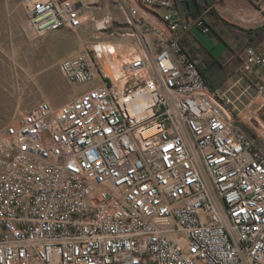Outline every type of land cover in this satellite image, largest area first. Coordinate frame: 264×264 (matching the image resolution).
<instances>
[{
	"label": "built area",
	"instance_id": "2783aa9c",
	"mask_svg": "<svg viewBox=\"0 0 264 264\" xmlns=\"http://www.w3.org/2000/svg\"><path fill=\"white\" fill-rule=\"evenodd\" d=\"M132 1L135 51L86 46L59 65L85 93L0 128V264H264V143L241 119L264 113V42L212 89L181 43L205 14ZM23 6L33 39L84 24L82 0Z\"/></svg>",
	"mask_w": 264,
	"mask_h": 264
},
{
	"label": "rangeland",
	"instance_id": "374dc122",
	"mask_svg": "<svg viewBox=\"0 0 264 264\" xmlns=\"http://www.w3.org/2000/svg\"><path fill=\"white\" fill-rule=\"evenodd\" d=\"M125 1L128 5L133 4L132 0ZM263 1L210 0V4L216 3L214 9L217 11L216 16L210 17L213 21L210 24L216 30V35L229 44L233 52L242 50L246 43L254 46L260 41L259 29L264 26V5L257 4ZM83 2L81 12L84 24L79 31L61 30L33 39L22 29L26 18L23 0H0V128L29 112L41 101L58 108L79 98L91 87L87 85L80 88L64 79L59 69L64 59L83 52L86 46L99 39L123 44V39L118 35L128 33L129 28L124 24L116 0ZM156 13L161 14L163 10H157ZM106 16L113 20L110 28L104 32L96 31L95 23ZM249 30L252 32L249 33ZM193 46H202L217 56L226 51V46L213 34L198 33L196 39H193ZM203 59L204 56L199 54L198 63L202 69L205 67ZM226 87L227 84L222 90ZM227 95L232 98V94ZM262 116L264 113L257 115L264 124ZM245 123L254 132V129L259 131L252 117L249 124ZM245 123L239 122L237 125L252 134Z\"/></svg>",
	"mask_w": 264,
	"mask_h": 264
},
{
	"label": "crops",
	"instance_id": "0c3cea01",
	"mask_svg": "<svg viewBox=\"0 0 264 264\" xmlns=\"http://www.w3.org/2000/svg\"><path fill=\"white\" fill-rule=\"evenodd\" d=\"M175 1L177 3V0H175ZM181 1L182 0H180L177 3V7L179 6L178 10L182 13V12L185 11V9H184V7L182 9L183 5L181 4ZM197 1H198V3L201 6L205 7L204 9H202V12L200 14H205V19H206V21L208 22V24L211 27V32L208 35H212L213 34L219 40H221V42L226 46L225 47L226 51L223 52L222 55L217 56L213 52L208 51L207 49H205L202 46H199V47L198 46H193V39H196L197 34L200 33V31L198 29H196V28H194V29L192 28L190 30V32L182 38L181 43L184 46V48L186 49V51L190 55L194 56L197 59V61H198L199 54H202L204 56L203 61H204L205 67L203 69L199 67L200 71L203 72L206 69L207 70L209 69L210 74H217L218 76H220L219 80L216 81V84H218L219 81H223L221 85L217 86V89L222 90V87L225 84L229 83L228 77L236 69V67L240 64V61H241L242 56H243V52H242L243 49L238 51V52H233L231 50L229 44L225 43L221 38H219L216 35V30L213 29V27L210 24L211 22H213L212 20H210V17L214 16V15H210L211 14L210 13V9L214 8L216 3L215 4L213 3V4H210V5L206 6L204 0H202V1L197 0ZM211 1L213 2V0H211ZM219 1L220 0H215V2H219ZM191 12H192V17H193V11L191 10ZM224 29L227 30L226 28H224ZM260 37H261L260 41L255 43L254 46L261 45L264 42V31L261 32V36ZM214 60H216L220 66H213ZM237 60H240V61L237 62ZM198 66H199V63H198ZM208 83H209V85L210 84L213 85L212 81H208ZM242 115H244V113Z\"/></svg>",
	"mask_w": 264,
	"mask_h": 264
},
{
	"label": "trees",
	"instance_id": "16d2710c",
	"mask_svg": "<svg viewBox=\"0 0 264 264\" xmlns=\"http://www.w3.org/2000/svg\"><path fill=\"white\" fill-rule=\"evenodd\" d=\"M205 1V4L206 6L210 5V0H204ZM181 4L183 5L184 9L185 10H192L193 11V16H198L200 15V13L202 12V9H204L205 7L201 6L197 0H182L181 1ZM261 5H264V1L261 3ZM192 13V12H191ZM210 13L214 16H216L217 14V11L212 8L210 9ZM264 31V26H262L260 29H259V32H262ZM252 32V30H249V33ZM213 66H220L218 64V62L216 60H214V63H213ZM201 72V71H200ZM201 75L205 78V80L208 82V81H212L213 82V85H211L210 87L212 89H216L218 85H221L223 81H219L218 84H216V81L219 80L220 76H218L217 74H210V71L209 69L201 72ZM264 116H262L263 118Z\"/></svg>",
	"mask_w": 264,
	"mask_h": 264
},
{
	"label": "bare ground",
	"instance_id": "6f19581e",
	"mask_svg": "<svg viewBox=\"0 0 264 264\" xmlns=\"http://www.w3.org/2000/svg\"><path fill=\"white\" fill-rule=\"evenodd\" d=\"M82 2H83V0H82ZM84 3V2H83ZM84 22V21H83ZM97 25H95L96 26V31H99L98 29H97V26H98V28L100 27V24L99 23H96ZM83 27V26H82ZM81 27V28H82ZM80 28V29H81ZM79 29V30H80ZM78 30V31H79ZM98 35V34H97ZM120 38H122V39H126L127 38V36L126 35H123V36H120ZM97 42H99V43H97ZM100 42H104L103 40H101V39H99V40H97V41H94L92 44H90V46L91 47H96V48H100L101 49V45H102V43H100ZM121 49H122V51L123 52H126V51H135L136 50V46L135 45H128V44H123V45H121ZM253 111H251V110H248V111H246L245 113H244V115H242L241 114V119L243 120V121H245V122H248V124H249V121H250V118L252 117L254 120H255V122H256V124L259 126V131H257L256 129H254L255 130V133L256 134H258V136H259V138H260V140L264 143V137H263V134H264V129H263V126H262V124H263V122L257 117V115L254 113V116L252 115L251 116V113H252ZM250 125H251V123H250ZM264 125V124H263Z\"/></svg>",
	"mask_w": 264,
	"mask_h": 264
}]
</instances>
